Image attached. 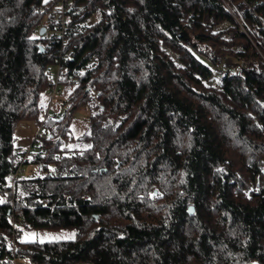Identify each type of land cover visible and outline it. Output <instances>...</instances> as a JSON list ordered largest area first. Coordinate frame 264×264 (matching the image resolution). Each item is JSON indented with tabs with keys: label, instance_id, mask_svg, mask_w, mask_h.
Listing matches in <instances>:
<instances>
[{
	"label": "trees",
	"instance_id": "1",
	"mask_svg": "<svg viewBox=\"0 0 264 264\" xmlns=\"http://www.w3.org/2000/svg\"><path fill=\"white\" fill-rule=\"evenodd\" d=\"M58 1L0 0V264H264V0H72L64 46L37 33ZM228 57L253 69L206 86ZM59 66L72 105L42 123ZM26 121L48 138L13 189Z\"/></svg>",
	"mask_w": 264,
	"mask_h": 264
},
{
	"label": "built area",
	"instance_id": "2",
	"mask_svg": "<svg viewBox=\"0 0 264 264\" xmlns=\"http://www.w3.org/2000/svg\"><path fill=\"white\" fill-rule=\"evenodd\" d=\"M72 4V0H59L56 2V4L49 10V12H45L44 8L40 9L41 13H46L45 17L38 27L37 33L39 34V31L41 28H45L46 31L42 35L45 39H50L54 41H58L62 46L67 44L68 38L70 35V26L68 21V13L70 11ZM227 9L233 13L232 10L235 8L231 6L230 3H226ZM237 20V19H236ZM238 26L241 27L240 22L237 20ZM229 23H224L222 25L215 26L213 31L214 33H219L222 31H226L230 28ZM241 33L247 35L245 30L241 27ZM40 35V34H39ZM238 35L237 32L231 31V32H225L222 36L225 40H232L234 37ZM225 50H229V48L224 47ZM234 53H243L244 50L242 47H232L231 48ZM161 50L163 52H166V54L169 56V58L175 62V64L178 65V67H181L179 63V54L175 51L166 48L161 47ZM68 60L67 56H63L61 58V61ZM237 64L235 68H224L223 66L218 67L213 64L211 66V72L214 73V75H218L220 77H236V78H243L245 76V71L247 69L252 70L253 67L249 66V64L246 61H235ZM68 72L66 68H62L61 66L58 67L56 73H48V85L49 90L47 92L48 97V106H42L40 107V114H41V121L42 123L47 122L48 120H56L61 119L65 115V111L68 110V108L72 105V100L68 99L64 95V83L70 82L72 84H76V81L72 78H69ZM206 86L219 89L220 87L217 84V81L215 79L207 81ZM57 106L60 107V112L56 111L54 108ZM48 138V134L43 131V127L37 126V132L33 139V142L35 140H46ZM14 154L18 157V164L15 166L14 174L9 182L11 187L14 189L16 187V184L21 181H26L28 179V175L25 170V165L27 162H29L30 157L33 155L31 151V147L22 150L19 148H15ZM59 175V174H58ZM259 188V184H256V189ZM46 205V201L44 202ZM14 264H16V258H14Z\"/></svg>",
	"mask_w": 264,
	"mask_h": 264
},
{
	"label": "rangeland",
	"instance_id": "3",
	"mask_svg": "<svg viewBox=\"0 0 264 264\" xmlns=\"http://www.w3.org/2000/svg\"><path fill=\"white\" fill-rule=\"evenodd\" d=\"M232 11H234V10H232ZM240 24H241V27L243 28V24L242 23H240ZM244 30L248 34V32L246 31V28ZM162 47H164V46H162ZM164 53L166 54V52H164ZM177 67H178V65H177ZM213 77H214V79H216V78H218V75L215 74ZM54 109L57 111L59 108L57 106H55ZM89 116H90V112L88 110L87 111L86 110L79 111L77 114H75L73 116L72 121H71V129H72V133L74 136H76V137L80 136L88 129V127H89ZM39 117H40L39 119H41L40 115H39ZM21 123H31L33 125H36V127L38 124L37 121L36 122L26 121V122H21ZM43 131L48 133L45 129H43ZM25 170H26L27 174H31V171H34L37 175L40 173V170L37 167L32 166V165L25 166ZM72 234L76 235V232L72 231V230H60V231L38 230V231H29V232L25 233L24 239L27 238V239H31V240H39L42 242H44V241L45 242H47V241H68V240L75 238V235H74V237H72ZM20 258L21 257H19L18 259H20Z\"/></svg>",
	"mask_w": 264,
	"mask_h": 264
},
{
	"label": "crops",
	"instance_id": "4",
	"mask_svg": "<svg viewBox=\"0 0 264 264\" xmlns=\"http://www.w3.org/2000/svg\"><path fill=\"white\" fill-rule=\"evenodd\" d=\"M37 127L31 123H21L17 126L15 131V136L17 141L15 147L25 150L33 144V139L36 135ZM1 202V198H0ZM17 264H29V261L25 258H20L17 260Z\"/></svg>",
	"mask_w": 264,
	"mask_h": 264
},
{
	"label": "water",
	"instance_id": "5",
	"mask_svg": "<svg viewBox=\"0 0 264 264\" xmlns=\"http://www.w3.org/2000/svg\"><path fill=\"white\" fill-rule=\"evenodd\" d=\"M45 31H46L45 28H41L40 31H39L40 36H42V35L44 34ZM180 36H181L182 38H185L186 40L188 39V36H187V34H185V33H182ZM222 66H223L224 68H228V69H230V68H235V67L237 66V64L233 62L232 58L228 57V58H226V59L224 60ZM263 174H264V171H263ZM189 211H190V213L192 214L193 211H194V208H193V207H190Z\"/></svg>",
	"mask_w": 264,
	"mask_h": 264
},
{
	"label": "snow or ice",
	"instance_id": "6",
	"mask_svg": "<svg viewBox=\"0 0 264 264\" xmlns=\"http://www.w3.org/2000/svg\"><path fill=\"white\" fill-rule=\"evenodd\" d=\"M45 2H47V0H45ZM90 147V146H89ZM34 235V234H33ZM75 234H72V237H74Z\"/></svg>",
	"mask_w": 264,
	"mask_h": 264
},
{
	"label": "bare ground",
	"instance_id": "7",
	"mask_svg": "<svg viewBox=\"0 0 264 264\" xmlns=\"http://www.w3.org/2000/svg\"><path fill=\"white\" fill-rule=\"evenodd\" d=\"M16 220V219H15Z\"/></svg>",
	"mask_w": 264,
	"mask_h": 264
}]
</instances>
